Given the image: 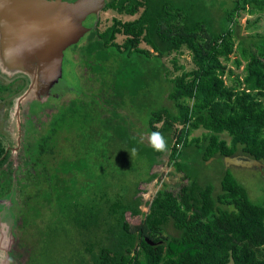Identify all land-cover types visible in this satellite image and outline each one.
<instances>
[{
	"label": "trees",
	"instance_id": "obj_1",
	"mask_svg": "<svg viewBox=\"0 0 264 264\" xmlns=\"http://www.w3.org/2000/svg\"><path fill=\"white\" fill-rule=\"evenodd\" d=\"M102 9L139 15L126 21L114 17L103 31L90 24L71 44L73 63L81 61L100 75L94 77L98 87H87L90 97L76 92L83 86L76 74L78 86L67 88L76 95L66 104L48 105L65 95L49 93L61 77L46 90L39 85L26 96L30 110L20 122L18 148L0 135V208L11 215L6 222L23 250L25 236L26 264H264V199L252 200L228 168L217 190L190 169L199 159L234 154L264 163V34H240L238 22L241 13H264V0H105ZM117 34L125 36L121 44ZM183 50L193 68L175 65L181 72L170 77L163 58L173 54L176 63ZM234 53L238 56L231 59ZM229 60L244 65L239 85L224 83L223 61ZM27 84L25 76L0 81V100L9 101ZM165 94L173 108L161 104ZM137 101L144 130L150 137L162 134L166 150H155L121 114L136 115L131 111ZM47 107L53 109L50 118L38 129ZM77 122L89 135L81 144L87 156L70 159L66 171L62 162L53 167L59 136ZM199 128L205 133L190 137ZM165 160L188 182L177 191L158 189L144 201L140 183L154 179L151 167ZM87 162H94L93 183L80 176ZM61 171L71 174L65 189L59 185ZM50 197L60 218L53 224L46 220L37 233L21 211ZM127 213L141 216L139 222L131 224ZM18 218L21 224L15 226ZM33 228L36 233H29Z\"/></svg>",
	"mask_w": 264,
	"mask_h": 264
},
{
	"label": "rangeland",
	"instance_id": "obj_2",
	"mask_svg": "<svg viewBox=\"0 0 264 264\" xmlns=\"http://www.w3.org/2000/svg\"><path fill=\"white\" fill-rule=\"evenodd\" d=\"M221 8V7H220ZM218 8V10L220 9ZM139 15L136 14L135 16H129L124 14H118L115 10H100L95 15L94 20L91 22V25H96L99 29V31H103L107 26H109L112 23V19L114 17L119 18L122 21L126 20H133ZM98 21V22H97ZM97 22V24H96ZM238 22L240 24V34H264V13H255L252 15H248L245 13H241L238 16ZM125 39V36L123 34H117L115 41L118 44H121ZM71 46V45H70ZM70 46H67L68 48L65 50L64 54V60H63V67H62V75L59 79V82L55 84V87H52L51 92L57 91L60 93V95L65 94L61 97L60 101H52L49 100V104H52L53 106H57L60 104H66L72 97H74V94L72 91L67 92V88L69 90L70 87L75 88L76 85L78 86V79L75 77V74L79 76L80 78V84L83 85L81 90H76V92L80 95L85 96L88 94L87 87H98V81L95 79L99 78L100 75L93 74L89 69H87L86 65H83V62L80 61V63H76V65L73 63V61L70 58L69 54H72L75 58L76 56L74 53H71L72 50H70ZM140 46L144 47V43H141ZM70 51V53L68 52ZM5 54V53H4ZM4 54H2V48L0 44V81L3 83H7L9 80L12 81V79L16 78L17 76L21 77V69L16 65L15 67L10 64V62L4 57ZM80 55V54H79ZM172 55L168 57L163 58V62L168 67L170 71V77L175 76L176 74H180V69H175V65H182L184 69L189 70L193 68V63L191 61V56L188 51L183 50V53L180 55H177L176 63L172 61ZM238 54L234 53L230 56L231 59H234L237 57ZM68 59V60H66ZM224 65L226 66L225 72L223 74L224 83L228 86H235L239 85V81H242L244 76V65H240L239 67H236L235 64L229 60V61H223ZM37 64V63H36ZM38 66V64H37ZM27 69L29 72V76L31 77L33 84L30 86L31 88L28 90V84L25 86V89L18 94L16 93L14 95V98L10 99L9 101L6 100H0V135H6L10 141L13 143V148L16 150L18 148V144H16V140L19 138V132H20V122L23 120V114L25 111H29V105L27 106V100L26 96L29 94H32L36 89V84L38 79L40 78V74L37 71V69L34 71L32 66ZM38 68V67H37ZM231 70L233 73L229 74L228 71ZM25 76V74H23ZM36 80V81H34ZM41 83V82H40ZM36 84V85H35ZM43 84V83H42ZM45 84V83H44ZM43 84V85H44ZM50 86V85H48ZM42 90H46V88H42ZM41 93H37L38 95ZM89 95V94H88ZM40 96H44L43 94H40ZM87 97H90L87 96ZM86 99V98H85ZM12 101V102H11ZM21 103L23 105L21 106ZM56 104V105H55ZM161 104L173 108V103L170 99L167 98V94H165V98L161 100ZM133 108L131 111L133 115H129V117L126 116V113H121L123 117L126 120H130L133 123L134 131L137 130L140 132V136L143 137L146 140H150V136L146 133L144 130L145 126V117L138 118L137 111H140L142 104L137 101L136 104H132ZM53 109L47 107L44 109V111L40 114L38 119V123L35 124L36 127L41 128L42 126H46V122L50 118V113ZM145 111V110H144ZM125 112V111H123ZM141 112V111H140ZM145 115V114H142ZM140 116V115H139ZM81 126L77 124H70L69 127H65V130L62 131L61 136H59V143H58V150L59 156H54L52 166H58L60 162H62L63 170L66 171L69 169L70 166V159L77 160L81 156L85 158L88 154L87 149L82 148L83 146L82 141L84 142V138H87L89 135L87 133L82 132L79 130ZM62 129H60L61 131ZM65 132V135H62ZM203 133H205V130L203 128H199L197 130H193L190 134V137L194 136H201ZM221 138H224L229 142L230 138L227 134L223 133L220 135ZM16 144V145H15ZM64 156V157H63ZM63 157L60 161V158ZM90 158L88 157V160ZM201 160V159H199ZM195 161L192 163L190 169L194 174H197L199 177L202 176V179L209 180L214 183L215 189H218L219 186V180L221 173L225 168H228L229 172L238 180L240 181L247 189L248 194L250 198L254 201H262L264 199V172L261 173L257 168H249L245 166H236V165H228L227 167L224 166V157L218 156L217 158H208V160L204 161ZM97 164L96 160H94ZM79 163V161H78ZM94 163V162H93ZM93 163L87 162L86 166L83 167L82 170H80V176L82 178L86 177L88 183H93L94 179H90L89 173L90 171L94 170L91 168H95L93 166ZM78 169V168H77ZM64 171H61L59 174L60 176V182L59 185H62L65 189L66 185L68 184L66 178L71 175L74 171V169H71V174H65ZM151 172H154L157 174V176L152 179L149 182H141L139 185L140 193L139 195L142 196L144 201L150 200L156 191L158 189L166 188L169 190L177 191L179 187L182 184H185L188 182V179L186 177H183L184 172L176 170L173 165L169 164L167 160H165L162 164H154L151 167ZM30 205L28 204L27 210H22L21 214L26 211L28 216H25V221L28 222V224H32L37 227V233L38 231L41 232V229H45L46 223L47 224H53L52 220H55L56 217L60 218L59 210L57 209L58 205L54 198H49L48 201H41L39 199H35ZM1 207V205H0ZM35 207L37 209H35ZM141 209L143 211L147 210V206L145 204L141 205ZM11 215H9L8 211H3L2 208H0V264H26L27 261V253H26V247H29V245L24 243L23 239V245L25 246L24 250L21 247H18L14 242V237H12V226L8 225L6 221H8V218H10ZM18 217H22L20 214ZM14 218V217H13ZM127 220L131 224H137L141 218V216L132 217L128 213L126 214ZM47 220V222H46ZM17 222V223H16ZM14 222L15 226L17 224H21L19 218L18 221L16 220ZM35 222V223H34ZM36 224V225H35ZM49 226V225H48ZM52 227V226H51ZM49 228V227H48ZM29 233L35 234V229L32 230L29 229ZM67 227H64V235H65V241L64 244L65 251H68V240H67ZM3 241V242H1ZM7 242V243H6ZM14 242V243H13ZM15 244V245H14ZM10 252L13 256V258L10 257ZM4 253V255H2ZM20 256V257H19ZM229 264H233L230 262Z\"/></svg>",
	"mask_w": 264,
	"mask_h": 264
},
{
	"label": "water",
	"instance_id": "obj_3",
	"mask_svg": "<svg viewBox=\"0 0 264 264\" xmlns=\"http://www.w3.org/2000/svg\"><path fill=\"white\" fill-rule=\"evenodd\" d=\"M28 1H32L33 4L37 3V6L26 5V0L12 1L10 3L12 6L7 8V12H9L10 17L15 15V24L12 28L15 35L19 34L21 37H27L26 40L29 42L27 54L37 57L34 58L38 63L37 71L40 78L36 83L38 85H35L37 87L45 83L43 85L45 88L60 78L62 75L63 51L87 31L88 28L83 25L84 20L90 15H96L104 6L105 0ZM19 3L23 6L19 7ZM0 20L4 23V30L10 31L8 26L11 21L8 19L10 23L6 22L1 17ZM12 37L13 35H10L6 40L3 39L8 51V58L15 65H19L20 68L33 67L34 64L26 66L29 56L26 55L22 58L20 55L21 48L17 42L13 41L15 37ZM20 64L23 66H20ZM230 164L257 168L259 171L264 172V163L246 154L224 156V166L227 167Z\"/></svg>",
	"mask_w": 264,
	"mask_h": 264
},
{
	"label": "flooded vegetation",
	"instance_id": "obj_4",
	"mask_svg": "<svg viewBox=\"0 0 264 264\" xmlns=\"http://www.w3.org/2000/svg\"><path fill=\"white\" fill-rule=\"evenodd\" d=\"M12 1H18V0H0V17L4 20V21H6V22H9L10 23V21H11V23L9 24V26H8V29L11 31V34H10V31H7V30H4V28H3V25H4V23H2V22H0V44H1V48H2V54H4V57L10 62V64L11 65H13L14 67L16 66L15 65V63L13 62V61H11L9 58H8V51H7V48H6V45H5V42H4V40H6L7 39V37H9L10 35H13V37H15V38H13V41H15V42H17L18 44H19V46H20V48H21V51H20V55L22 56V58L23 57H25L26 55H28L27 53L28 52H26L27 51V48L29 47V42H28V40H26L27 39V37L26 36H20L19 34H17V35H15V32H14V29H12L13 28V24H15V15L13 16V17H10V14H9V12H7V8L8 7H10V6H12L10 3L12 2ZM27 1V4L26 5H28V6H37V3L36 4H33L32 3V1L31 2H29L28 0H26ZM44 1H47V2H50V0H44ZM69 1V0H68ZM18 6L19 7H21V6H23V5H20V3L18 4ZM8 19L10 20V21H8ZM94 20V18H93V16L92 15H90V16H88L85 20H84V22H83V25L84 26H86V27H89V25L91 24V22ZM1 21V20H0ZM3 28V29H2ZM6 33H7V35H6ZM4 39V40H3ZM68 48V47H67ZM66 48V49H67ZM65 49V50H66ZM65 50L63 51V58H62V67H63V60H64V57H65V54H64V52H65ZM68 52L70 53V51L68 50ZM10 53V52H9ZM72 53V52H71ZM70 56L72 55V54H69ZM29 56V61L26 63V66L28 67V66H31V65H33V69H34V71L37 69V60H35V58H37L36 56H31V55H28ZM31 56V57H30ZM35 57V58H34ZM73 57V56H72ZM31 58H33L34 60H32ZM27 59V60H28ZM37 63V64H36ZM18 67H19V65H17ZM20 66H23V65H21L20 64ZM20 68V67H19ZM29 68V67H28ZM21 69V73H22V76H24L23 74H25V77L26 78H28V90L31 88L30 86L33 84L32 82V79H31V77H28L29 75V72L27 71V69H25V67H21L20 68ZM30 69V68H29ZM38 89V88H37ZM50 93V92H49ZM45 95H47L48 93H47V91H45V93H44ZM52 94H54V92H51L50 93V95H52Z\"/></svg>",
	"mask_w": 264,
	"mask_h": 264
},
{
	"label": "clouds",
	"instance_id": "obj_5",
	"mask_svg": "<svg viewBox=\"0 0 264 264\" xmlns=\"http://www.w3.org/2000/svg\"><path fill=\"white\" fill-rule=\"evenodd\" d=\"M151 146L157 151H164L166 150V142L159 132L152 133L150 137Z\"/></svg>",
	"mask_w": 264,
	"mask_h": 264
},
{
	"label": "crops",
	"instance_id": "obj_6",
	"mask_svg": "<svg viewBox=\"0 0 264 264\" xmlns=\"http://www.w3.org/2000/svg\"><path fill=\"white\" fill-rule=\"evenodd\" d=\"M64 1H68V0H64ZM69 1H73V0H69ZM100 10H102V8L100 9ZM129 16H135V15H129ZM1 232V231H0ZM1 242H3V241H1ZM1 247V246H0Z\"/></svg>",
	"mask_w": 264,
	"mask_h": 264
},
{
	"label": "bare ground",
	"instance_id": "obj_7",
	"mask_svg": "<svg viewBox=\"0 0 264 264\" xmlns=\"http://www.w3.org/2000/svg\"><path fill=\"white\" fill-rule=\"evenodd\" d=\"M7 243V242H6ZM2 255H4V253H2Z\"/></svg>",
	"mask_w": 264,
	"mask_h": 264
}]
</instances>
